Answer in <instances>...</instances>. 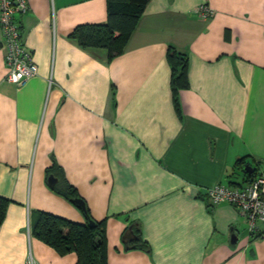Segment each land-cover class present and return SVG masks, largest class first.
<instances>
[{
    "label": "crops",
    "instance_id": "1",
    "mask_svg": "<svg viewBox=\"0 0 264 264\" xmlns=\"http://www.w3.org/2000/svg\"><path fill=\"white\" fill-rule=\"evenodd\" d=\"M25 1L16 19L38 74L23 86L5 80L0 25V264L77 263L32 231L40 212L87 223L51 176L104 221L107 264H264V225L252 236L207 196L264 171V0H150L111 59L70 37L105 24L108 0ZM171 49L187 58L177 104Z\"/></svg>",
    "mask_w": 264,
    "mask_h": 264
},
{
    "label": "trees",
    "instance_id": "2",
    "mask_svg": "<svg viewBox=\"0 0 264 264\" xmlns=\"http://www.w3.org/2000/svg\"><path fill=\"white\" fill-rule=\"evenodd\" d=\"M150 0H108V20L102 25H82L70 35L77 43L86 49H106L109 58H114L124 52L128 41L134 33L144 7ZM172 67V85L177 104V94L186 84L187 58L171 49L168 54ZM49 175L56 171L50 170ZM53 190L72 201L80 198L74 187L64 179L53 186ZM9 201L0 197V224L6 216ZM32 231L38 238L58 253L64 255L74 253L76 264H107L105 247V223L96 222L95 226L78 224L67 219L48 214L38 213L32 222ZM138 243L134 248H146Z\"/></svg>",
    "mask_w": 264,
    "mask_h": 264
},
{
    "label": "built area",
    "instance_id": "3",
    "mask_svg": "<svg viewBox=\"0 0 264 264\" xmlns=\"http://www.w3.org/2000/svg\"><path fill=\"white\" fill-rule=\"evenodd\" d=\"M28 6L25 0H0V25L6 47L7 83L23 86L38 74V67L32 53L22 42L17 14H25ZM211 11L206 7L202 17ZM244 186L229 187L216 185L208 190L207 196L213 205L231 204L237 207L249 226L252 236H259V224L264 225V171L258 170ZM30 264H35L33 261Z\"/></svg>",
    "mask_w": 264,
    "mask_h": 264
},
{
    "label": "water",
    "instance_id": "4",
    "mask_svg": "<svg viewBox=\"0 0 264 264\" xmlns=\"http://www.w3.org/2000/svg\"><path fill=\"white\" fill-rule=\"evenodd\" d=\"M246 171H249V173H251L250 167H247ZM56 183H57V179L54 176H51L49 178V185L53 187V186H55ZM73 203L75 205H77L83 211V213L87 219L88 225L89 226H95V221L93 219H91V217L88 214L86 203L81 198L74 199ZM133 240H136V236L134 235V232L132 231V227H130L124 235V243L126 244V247H128L129 243L132 242ZM236 240H237V237L234 236L232 243H235Z\"/></svg>",
    "mask_w": 264,
    "mask_h": 264
}]
</instances>
